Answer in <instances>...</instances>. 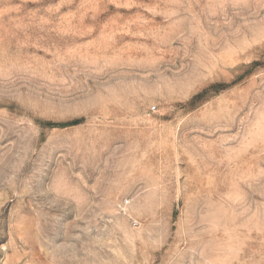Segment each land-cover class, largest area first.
<instances>
[{"label":"rangeland","instance_id":"obj_1","mask_svg":"<svg viewBox=\"0 0 264 264\" xmlns=\"http://www.w3.org/2000/svg\"><path fill=\"white\" fill-rule=\"evenodd\" d=\"M0 264H264V0H0Z\"/></svg>","mask_w":264,"mask_h":264}]
</instances>
